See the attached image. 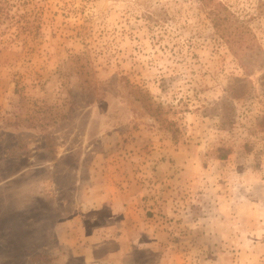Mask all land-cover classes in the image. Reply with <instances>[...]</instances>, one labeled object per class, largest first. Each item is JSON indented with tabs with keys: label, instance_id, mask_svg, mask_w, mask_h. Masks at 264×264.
<instances>
[{
	"label": "rangeland",
	"instance_id": "rangeland-1",
	"mask_svg": "<svg viewBox=\"0 0 264 264\" xmlns=\"http://www.w3.org/2000/svg\"><path fill=\"white\" fill-rule=\"evenodd\" d=\"M262 1L0 0V264H264Z\"/></svg>",
	"mask_w": 264,
	"mask_h": 264
},
{
	"label": "trees",
	"instance_id": "trees-1",
	"mask_svg": "<svg viewBox=\"0 0 264 264\" xmlns=\"http://www.w3.org/2000/svg\"><path fill=\"white\" fill-rule=\"evenodd\" d=\"M206 3H208L206 6L209 7V5L212 3V0H206ZM261 3L262 5H264V1H262ZM210 12H211L210 14L212 15L211 17L212 23L215 29H217L218 32L222 35V37H224L225 40L228 42L229 38L233 36L232 37L233 42H236V44L239 45H243L245 31L240 30L239 27H236V33H230V32L221 33V30L227 28L228 25L233 20L232 17L230 16L231 14L226 9V7L221 3H218L215 5V7H212V9L210 8ZM228 36L230 37L228 38Z\"/></svg>",
	"mask_w": 264,
	"mask_h": 264
},
{
	"label": "crops",
	"instance_id": "crops-1",
	"mask_svg": "<svg viewBox=\"0 0 264 264\" xmlns=\"http://www.w3.org/2000/svg\"><path fill=\"white\" fill-rule=\"evenodd\" d=\"M99 189H101V185H100V182H97V181H94L93 183H92V209L94 208H98L99 207V205H98V203H97V201L98 200H95V198H93V195H94V193H96V192H98V191H100ZM101 202H102V200H101ZM95 203H97L96 205H95ZM99 213H97L96 212V210H92V218L94 219V217H97V215H98ZM92 219V220H93ZM100 236V234L97 236H94V238L95 237H99ZM101 237V236H100Z\"/></svg>",
	"mask_w": 264,
	"mask_h": 264
}]
</instances>
